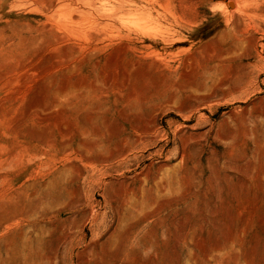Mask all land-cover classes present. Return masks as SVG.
<instances>
[{
    "label": "rangeland",
    "instance_id": "rangeland-1",
    "mask_svg": "<svg viewBox=\"0 0 264 264\" xmlns=\"http://www.w3.org/2000/svg\"><path fill=\"white\" fill-rule=\"evenodd\" d=\"M0 264H264V0H0Z\"/></svg>",
    "mask_w": 264,
    "mask_h": 264
},
{
    "label": "bare ground",
    "instance_id": "bare-ground-1",
    "mask_svg": "<svg viewBox=\"0 0 264 264\" xmlns=\"http://www.w3.org/2000/svg\"><path fill=\"white\" fill-rule=\"evenodd\" d=\"M232 6V5H231ZM260 10V9H259ZM262 11V10H261Z\"/></svg>",
    "mask_w": 264,
    "mask_h": 264
}]
</instances>
